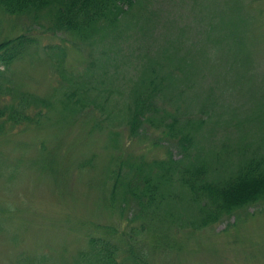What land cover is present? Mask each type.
<instances>
[{
    "label": "rangeland",
    "instance_id": "rangeland-1",
    "mask_svg": "<svg viewBox=\"0 0 264 264\" xmlns=\"http://www.w3.org/2000/svg\"><path fill=\"white\" fill-rule=\"evenodd\" d=\"M164 5L171 9L168 2ZM243 5L241 12L249 19L239 29L249 37L243 40L242 50L248 55L252 51L258 77L237 84L227 78L223 84V66L211 69L204 60L198 61L201 85L213 89L210 83L223 84L213 91L219 94L213 102L204 94L195 101L206 100L217 110L216 121H209L202 131V139L215 144L237 139L240 115L254 105L253 95L264 92V0H243ZM227 6L237 18L235 3ZM48 24L41 16L0 11V40L20 34L28 39L21 58L4 69L0 63L4 71L0 107L19 101L24 93L51 101L46 108L30 100L24 111L28 120L20 123L0 118V124L6 125V132H0V264H89L84 253L101 246L111 250L115 264H264V199L197 229L136 203L142 183L134 167L166 159L168 153L178 158L176 139L164 134L159 113L153 114L154 121L143 122L136 134L125 119L104 118L99 105L106 100L93 99L96 94L89 93V85L96 89L110 85L107 79L101 86L98 75L103 73L95 68L97 62L88 65L99 53L89 56L87 46L75 44L70 34L48 31ZM48 45L63 46L60 63ZM130 68L120 63L118 74L103 75L113 77L111 86L125 89L131 85L126 76L134 75L125 73ZM69 72L82 84L88 83L86 99L77 105L66 96L74 89L66 88ZM114 94L106 111H125L129 91ZM154 99L161 113L163 109L172 113L177 107L175 102L170 106L165 95ZM178 107L183 106L178 103ZM166 119L170 121L168 114ZM249 127L248 123L243 130Z\"/></svg>",
    "mask_w": 264,
    "mask_h": 264
},
{
    "label": "trees",
    "instance_id": "trees-1",
    "mask_svg": "<svg viewBox=\"0 0 264 264\" xmlns=\"http://www.w3.org/2000/svg\"><path fill=\"white\" fill-rule=\"evenodd\" d=\"M166 2L171 9L165 7ZM234 3L237 18L228 13L227 5ZM241 6L244 7L243 0H0V11L16 16H41L49 23L48 31L70 34L75 44L88 47L86 52L91 57L99 53L88 65L92 67L97 62L99 66L95 68H102L103 74H118L120 63L131 66L125 71L134 74L126 76L131 82L129 87L111 86L113 77L98 73L101 86L107 79L110 85L97 88V92L89 85L92 87L89 93L96 94L91 96L93 99L97 96L106 100L99 105L105 112L104 118L109 122L125 119L132 133L143 122L154 121L153 114H160L157 121L165 135L176 139L180 156L174 158L168 153L166 159L135 166L142 187L139 193L132 192L137 193V204L164 211L175 222L194 229L264 199V92L253 95L254 105L240 115L236 122L240 127L237 139L219 144L204 140L206 137L202 139L204 125L216 121L213 119L217 117V110L206 100L200 104L195 102L201 94L213 102L214 95H219L213 91L220 90L227 78H231L228 83L237 84L258 77L254 74L252 51L248 55L242 50L243 40L249 36L239 27L246 24L249 15L241 12ZM27 41L22 34L0 40L3 69L23 56L22 48L26 49ZM47 47L55 51V59L60 63L63 46ZM198 61L211 65V69L223 66V84L210 83L214 84L213 89L201 85L198 80L201 77H197L201 75ZM225 72L229 75H224ZM3 73L0 70V78ZM67 80L70 83L66 88H74L66 93L67 98L76 105L85 101L83 93L88 92L85 89L88 83L82 84L83 80H77L71 72ZM122 90L129 91L130 101L122 107L125 111L121 112L120 108L114 113L106 111L110 97L113 99L112 95ZM157 94L168 97L170 106L173 102L177 104L172 113L165 109L161 113L153 105ZM22 95L25 96L19 101L0 107V118L6 116L7 121L17 123L23 118L28 120L24 111L30 100L46 108L51 105L44 98L37 100L36 96ZM178 103L183 107H178ZM167 114L170 121L166 119ZM248 123L250 127L244 131ZM5 127L1 123L0 132H6ZM94 250L84 253L89 256V264H115L111 250L105 246Z\"/></svg>",
    "mask_w": 264,
    "mask_h": 264
}]
</instances>
